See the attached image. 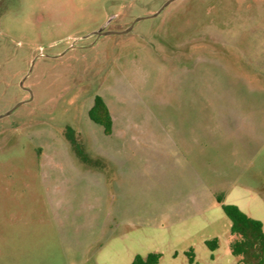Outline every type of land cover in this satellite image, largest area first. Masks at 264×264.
Returning <instances> with one entry per match:
<instances>
[{
	"label": "rangeland",
	"instance_id": "1",
	"mask_svg": "<svg viewBox=\"0 0 264 264\" xmlns=\"http://www.w3.org/2000/svg\"><path fill=\"white\" fill-rule=\"evenodd\" d=\"M167 1L0 0V264H131L157 248L159 264H190L171 243L194 199L178 163L212 156L219 98L264 108V0ZM97 95L111 134L89 116ZM246 213L264 229L263 207ZM208 215L194 239L219 236L218 263L235 264L231 220Z\"/></svg>",
	"mask_w": 264,
	"mask_h": 264
},
{
	"label": "crops",
	"instance_id": "2",
	"mask_svg": "<svg viewBox=\"0 0 264 264\" xmlns=\"http://www.w3.org/2000/svg\"><path fill=\"white\" fill-rule=\"evenodd\" d=\"M234 96L224 95L219 98L230 102L227 105L223 103L218 109V115L213 119L218 133L211 137L212 141H208L206 147L212 156L201 155L193 159H184V162L181 159L178 163V169L183 167L185 175L189 178L186 185L189 190L187 193H191L194 199L189 201L188 206L181 208L187 213L186 216L175 214L172 217L170 225L176 229V235L171 243L175 245L174 257L181 253L187 254L193 249L194 261L191 262L187 257L190 264H200L196 245L206 244L210 238L201 236L197 241L194 236L209 227V224L216 223L215 217L208 221L210 218L208 214L222 208L217 199L218 195L225 203L235 204L245 213L252 211L257 205L264 208V108L249 104L248 97L238 99ZM242 100L246 102H237ZM188 152L190 153L189 150ZM181 186L182 183L176 182V188ZM204 215H208L207 220L201 218ZM198 216L201 217L198 219ZM229 225L231 229V223ZM124 236L128 234L120 232L119 238L123 239ZM215 237L219 238L213 236ZM232 240L233 235L230 244ZM109 242H112V239H109ZM178 244L184 246L180 248ZM219 249L220 240L218 248L210 255L213 264H219ZM160 250L151 249L144 255Z\"/></svg>",
	"mask_w": 264,
	"mask_h": 264
},
{
	"label": "trees",
	"instance_id": "3",
	"mask_svg": "<svg viewBox=\"0 0 264 264\" xmlns=\"http://www.w3.org/2000/svg\"><path fill=\"white\" fill-rule=\"evenodd\" d=\"M89 116L104 127L106 134H111L113 118L111 112L100 95H97L93 106L89 109ZM225 214L231 220V251L237 257V264H264V229L263 222L254 218L235 204L225 203L221 196H217ZM211 249L219 246V238L206 241ZM189 260L194 261L193 249L187 252ZM162 253L150 252L147 255L138 254L131 264H159Z\"/></svg>",
	"mask_w": 264,
	"mask_h": 264
},
{
	"label": "water",
	"instance_id": "4",
	"mask_svg": "<svg viewBox=\"0 0 264 264\" xmlns=\"http://www.w3.org/2000/svg\"><path fill=\"white\" fill-rule=\"evenodd\" d=\"M171 1H173V0H169V1H167V2L165 3V5H167V4H168L169 2H171ZM165 5H164V6H165ZM164 6H163V7H164ZM163 7H162V9H163ZM159 12H160V11H159ZM159 12H158V13H159ZM158 13H156V14H158ZM156 14H155V15H156ZM141 18H142V17H141ZM109 32H110V31H109ZM99 33L102 34V33H107V32L100 31ZM19 104H20V103H19ZM19 104H18V105H19ZM18 105H17V106H18Z\"/></svg>",
	"mask_w": 264,
	"mask_h": 264
}]
</instances>
